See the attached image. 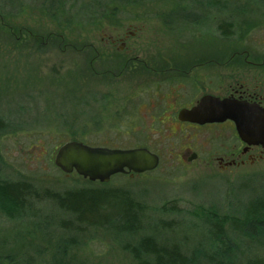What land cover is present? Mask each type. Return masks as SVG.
Masks as SVG:
<instances>
[{
	"label": "rangeland",
	"instance_id": "obj_1",
	"mask_svg": "<svg viewBox=\"0 0 264 264\" xmlns=\"http://www.w3.org/2000/svg\"><path fill=\"white\" fill-rule=\"evenodd\" d=\"M51 1L0 0V119L9 125L0 131V178L25 180L38 190L57 192L122 187L147 207L148 219H163L172 225L155 230L146 219L144 231L132 237L99 228L63 232L60 219L70 216L48 200L31 202L24 216L5 204L6 211L0 208V264H137L124 245H133L148 233L167 247L178 245L187 255L196 248L207 255L210 247L203 212L215 208L220 215L239 216L249 201L264 200V161L228 174L204 167L202 160L208 159V151L201 152V161L183 165L173 149H160L161 161L155 170L118 174L102 184L76 173L66 174L54 160L66 142L108 148L134 144L131 135L140 133L129 131L126 119L117 120L128 113L158 114L165 105L167 109V103L141 105L147 101L143 85L168 81L164 79L169 76L167 66L195 61V74L203 80L214 75L213 90L221 92L230 66L241 64L248 53L254 57L264 52V0H66L68 6L58 11L62 15L50 12ZM85 5L97 9L93 23L74 16ZM179 11L194 20L170 21ZM221 21L232 24V37L215 33L214 26ZM130 23L140 27L131 46L149 51V56L135 58L129 67L148 63L154 71L142 73V68H136L132 73L126 64L120 65L116 47L102 48L101 40L107 38L103 31L112 33L118 26L124 35ZM99 63L124 69L110 76L100 71ZM130 95L134 100L129 110ZM100 119L109 120V128H98ZM160 129L157 122H151V142ZM165 203L176 211L164 213ZM226 230L230 238L235 237L230 225ZM261 243L253 249L245 243L242 248L248 250V259L255 257L263 264L264 238Z\"/></svg>",
	"mask_w": 264,
	"mask_h": 264
},
{
	"label": "flooded vegetation",
	"instance_id": "obj_2",
	"mask_svg": "<svg viewBox=\"0 0 264 264\" xmlns=\"http://www.w3.org/2000/svg\"><path fill=\"white\" fill-rule=\"evenodd\" d=\"M199 6L201 10L204 9L200 4ZM177 14L182 15L185 13L179 11ZM174 19L178 22L186 21L182 17L169 20L172 21ZM119 20L121 19L115 20V23L119 22ZM189 20L193 21L194 19ZM128 26L130 27L129 31L124 35L119 31L120 27L118 26L111 31L112 33L103 31L102 35L107 34V38L101 40L102 48L105 49L109 46L116 47L115 51L121 54L119 57L121 58L120 65L126 64L125 69L128 70L130 68L132 73L136 68H142V73L150 70L154 71V67H151L148 63L145 67H129V64H132L135 58L142 59L141 56H149V51L146 52L145 50L131 46L130 41L137 35L140 27H135L133 23H130ZM250 54L248 53L247 58L241 64H237L235 67L230 66L231 69L229 68L226 74H224V87L218 93L213 90L212 86L214 75L210 74L209 77H206V80H203V78H199L195 74L194 69L198 67L195 61L188 63L186 66H167L166 71L169 76H166L164 79L168 81L165 83H149L154 85L152 89L147 87L149 84H144V94L147 101L141 103L144 106L167 103V109V105L164 104L165 108L158 114L144 113L134 115L128 113L119 116L122 119L117 121L126 119L127 123H129V131L140 134L131 135L134 139V144L131 146L118 148L148 149L156 154L160 161V149H173L178 162L183 165L201 161L200 154L205 150L208 151L210 156L208 159L202 160L204 167L210 169L215 167L220 172L228 174H236L243 169L263 162L264 134L245 133V139L250 142L248 143L240 135L236 123L232 119L228 118L224 121L200 123L195 118L190 119L181 117L180 115L184 110H192L198 106L205 97L213 96L246 103V105L258 110L264 117V113L259 109L264 110V52H260V54L254 57ZM229 58L230 56H228ZM100 65L101 63L97 66L100 71L103 74H111L110 76L118 74V72L124 69H121L122 66L106 67ZM116 70L118 72L113 73ZM133 98V95L127 97L129 110L130 103L134 100ZM108 121L100 119L98 128L101 127L102 131L109 128V124L106 123ZM151 122H157L161 128L156 131L157 139L152 142L150 140ZM140 138L142 140L138 141L137 139ZM130 175L133 174L130 173Z\"/></svg>",
	"mask_w": 264,
	"mask_h": 264
},
{
	"label": "trees",
	"instance_id": "obj_3",
	"mask_svg": "<svg viewBox=\"0 0 264 264\" xmlns=\"http://www.w3.org/2000/svg\"><path fill=\"white\" fill-rule=\"evenodd\" d=\"M66 0H53L50 4V12L57 13L61 8L68 6ZM110 1V0H109ZM113 1V0H112ZM75 11V18L83 17L84 21L93 23L97 9L90 6H80ZM113 16H117V10L111 9ZM64 12V11H63ZM62 12V13H63ZM59 15H62L61 12ZM174 18L186 17L192 19L189 13L174 14ZM212 26L211 23L209 27ZM214 31L223 38L232 37L235 31L232 24L221 21L215 24ZM95 62L90 60L94 68ZM9 125L0 119V131L8 130ZM108 184V183H102ZM48 200L70 218H61L60 227L63 232L81 233L84 228H99L113 231L120 237L144 231L147 219L150 227L155 230L159 226L161 230L168 229L172 222L163 219L153 220L147 217V207L136 200L134 195L122 187H84L71 189L63 192L53 190H38L33 184L25 180L9 181L0 178V208L5 210V204L10 206L11 212L20 216L26 215L31 208V202ZM163 205L164 213L176 211L175 206ZM166 208V209H165ZM203 224L206 231V242L209 251L204 254L202 248H196L194 254L183 253L178 245L167 247L161 244L153 233H148L135 244L125 243L124 248L128 250L137 264H199L203 261L207 264H261L260 260L253 257L248 259L246 251L242 248L245 243L248 247L262 244L264 238V200L256 198L249 201L245 206V212L239 216L220 215L215 208L203 212ZM150 220V222L148 221ZM230 225L235 237L228 236L226 226ZM65 243V241H63ZM71 244H73L71 242ZM70 245H63L65 250ZM253 251V250H249ZM248 260H247V259ZM247 261V263H242ZM51 264H66L56 261ZM264 264V263H263Z\"/></svg>",
	"mask_w": 264,
	"mask_h": 264
},
{
	"label": "water",
	"instance_id": "obj_4",
	"mask_svg": "<svg viewBox=\"0 0 264 264\" xmlns=\"http://www.w3.org/2000/svg\"><path fill=\"white\" fill-rule=\"evenodd\" d=\"M180 115L200 123L232 119L243 139L245 133L264 134V117L255 108L238 101L207 96L198 106ZM54 162L66 174L76 171L91 182L106 183L119 173L152 171L159 165V157L148 149H110L71 141L59 147Z\"/></svg>",
	"mask_w": 264,
	"mask_h": 264
}]
</instances>
